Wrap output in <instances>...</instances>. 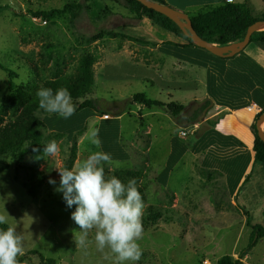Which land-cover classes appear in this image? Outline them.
I'll use <instances>...</instances> for the list:
<instances>
[{"label": "rangeland", "instance_id": "rangeland-1", "mask_svg": "<svg viewBox=\"0 0 264 264\" xmlns=\"http://www.w3.org/2000/svg\"><path fill=\"white\" fill-rule=\"evenodd\" d=\"M81 1L86 0H0V65L4 68L0 69V106L10 99L23 97L24 93L32 95L36 85L51 80L53 75H76L80 59L88 54L95 59L92 85L85 97L73 101L77 105L86 100L94 101L97 104L95 108L100 110L98 116L105 113L112 117L122 112L125 120L122 121L120 145L132 155V159L105 164V176H116L125 184L135 179L146 199L143 200V237L138 241L142 256L139 261H126L124 264H217L224 256L237 259L250 243L251 230L247 228L239 233L246 220L243 215H238L242 210L235 208L233 200L229 230L224 231L222 220L211 218V211L219 206L223 210V203L211 201V191L200 192V196L206 197L198 200L197 193H193L190 186L197 184L200 175L208 172H204L200 165H195L193 171L189 158L185 164L182 160L175 168L171 186L180 198L185 195L184 208L179 206L180 199L177 200L175 194L163 187L158 179L167 167L166 158L172 147L170 141H178L181 150L197 144L195 135L182 138L180 133L190 129L174 127L170 122L172 120L168 121V116H173L167 108H147L133 101L135 95L145 94L148 99L166 103L168 95L162 88L165 89L168 78L174 77L175 80L176 76L179 81L185 82V92L174 93L176 100L188 95L187 91L192 89L202 91V85L192 83L191 79L198 77L206 80V69L186 63L187 68L182 72L175 74L172 69V73L169 72L170 67L166 68L163 62L167 61L170 65L179 62L157 52V47L171 38L147 21H132L130 18L133 16L119 0H87L88 13L77 23L71 21L69 12L50 20L34 18V13L63 9L69 3ZM166 1L168 6L185 13L190 19L228 3L245 5L256 17L264 15V0ZM123 25L127 28H122ZM98 30L126 32L148 43L109 37L92 41ZM155 42L156 48L151 45ZM12 111H7L10 115L5 116V121L12 117ZM84 111L95 113L92 108L82 109L79 113ZM38 112L34 116L40 145L32 147L27 144L20 154L8 153L0 159V214L6 215L7 224L23 237L24 254L18 258L36 251L46 259L56 260L57 264H115V258L108 249L104 252L97 249L95 230L89 233L85 245L76 243L80 229L71 218L75 206L68 208L62 193L55 190L60 179L57 168L72 169L78 158L82 162L91 153L97 152L98 147L91 142L90 135L99 120L86 124L83 133L86 138L80 148L74 140L77 139L76 134L73 140L46 134L48 125L45 122L43 125V120L53 113L42 109ZM77 115L75 111L70 118L64 119L57 114L52 125L55 126L61 119L68 121L64 122L67 125L75 121L78 124L81 120ZM80 138L81 135L77 140ZM99 139L100 149L102 147L105 151L106 147L115 148L117 144L116 138L112 142L104 134ZM50 141L58 144L55 156L44 155L45 144ZM151 144L153 160L147 151ZM198 145L203 147L204 143ZM237 162L240 165L242 161ZM235 168L241 169L240 166ZM50 178L56 180V185L49 184ZM204 179L205 184L211 183V176ZM259 191L262 192V189ZM158 213L162 218L153 222L151 217ZM246 217L250 219L249 214ZM258 225L264 227V219ZM106 255L109 258H105ZM40 262L39 255H27L20 264ZM242 262L264 264V239L248 252Z\"/></svg>", "mask_w": 264, "mask_h": 264}, {"label": "trees", "instance_id": "trees-1", "mask_svg": "<svg viewBox=\"0 0 264 264\" xmlns=\"http://www.w3.org/2000/svg\"><path fill=\"white\" fill-rule=\"evenodd\" d=\"M86 1L69 3L63 9H54L44 13H34V18L50 20L55 16H61L69 12L71 15V21L77 23V21L88 13L89 8ZM151 1L168 6L166 0ZM119 2L131 13L133 17L130 19L132 21L143 22L148 20L160 31L167 32L180 41V43L173 41L166 42L164 46L160 48L161 53L171 56L181 62L189 63L192 66L205 68L208 74L207 92L209 99L200 103L196 109H187L186 106L175 102L165 103L160 100H151L148 99L145 94L135 95L133 97L134 102L144 105L147 108H167L172 113L177 125L193 126L211 110L214 103L219 106L236 109L238 106L235 105V102L238 99L237 95H239V92H241L240 95L243 96H245L247 92H251L250 90L248 91V88L240 81L244 77H252L256 79L257 82H260L261 85L259 86L262 87V89L257 90L256 93L254 92L250 98V100L255 102L262 110L261 113L256 116V121L264 115V84L259 80L260 75L261 77H264V70L254 64L244 53L241 54V57H245V60L253 65L254 70L249 69L245 62H232L229 58L218 57L212 55L206 50L198 48L173 21L153 10L145 8L136 0H119ZM191 20L195 31L202 39L219 46H228L243 41L249 27L257 21H264V15H262V17H256L245 5L228 3L226 5L215 7L208 12L200 13L199 15L192 17ZM121 27L127 28V25ZM105 37L142 42L143 44L148 43V41L138 40L137 38L128 35L126 32H105L99 30L92 36V41L100 40ZM255 42H264V31L255 33L252 36L251 43ZM151 45L156 47V43ZM227 62L228 64L226 65ZM94 64L95 59L91 58L88 54H85V56L80 59V68L76 75L71 77H58L53 75L51 80L36 85L35 92L32 95H26L27 93H24L23 97L13 98L10 99L9 102L1 104L0 159L8 153L13 155L20 154L23 151L24 146L27 144H30L32 147H38L40 145L39 130L34 116V113L36 114L41 110L38 107V97L36 95L38 89L41 87L51 88L53 92H55L57 89L66 88L69 90L72 100H80L90 91ZM0 69L3 70L4 68L0 65ZM255 71L257 75L254 74ZM214 74L216 77H214ZM96 106L97 104L94 101L86 100L81 104L80 109H95L94 112L96 114H93L98 116L97 114H99L100 110L96 109ZM10 109H13V115L12 117L9 116L8 120L5 121V116L10 115V113L7 112ZM101 115L103 116L105 113H101L99 116ZM84 119L85 117H82V121ZM253 131L255 134V143L253 147L255 162L262 164L264 167V143L258 136L256 125L254 126ZM177 147L178 146L174 147L175 150L181 153L178 152V154H180L178 159L175 157L169 160L166 170L160 177L161 183H165L168 180L170 171L174 168L175 164H177V161L180 160L182 154L188 149V147H183L179 150ZM138 190L144 200V191L140 188H138ZM161 218L162 215H159V213L156 216L151 217L153 222H158ZM9 226L10 225L8 224H4L0 225V228H7ZM247 226L251 229V238L247 249L241 251L237 259L232 256H224L218 260L217 264H243L242 261L248 255V252L252 250L260 240L264 239L263 226L253 224L250 219L247 222ZM27 255H39L41 261L40 264H57L56 260L46 259L36 251H31L29 254L20 258L17 257L18 264L23 263L26 260Z\"/></svg>", "mask_w": 264, "mask_h": 264}, {"label": "crops", "instance_id": "crops-1", "mask_svg": "<svg viewBox=\"0 0 264 264\" xmlns=\"http://www.w3.org/2000/svg\"><path fill=\"white\" fill-rule=\"evenodd\" d=\"M146 21L152 24L150 21ZM152 27L157 28L153 24ZM160 32H162L167 38L171 39H165L166 41L162 42L163 45L157 47V52L168 58H173L161 53L160 48L164 46V44L168 41H173L176 43H180V41L167 32ZM242 53H244L246 57L249 58L254 64L264 70V42L250 43V45ZM241 54L230 58V60L232 62H245L246 66L249 69L254 70L253 65L247 62V60H245V57H241ZM177 61L179 63L171 65L167 61L163 63L166 68L170 67L169 72L172 73L173 71L176 74L178 71L182 72V70L187 68V64L185 62H181L179 60ZM227 64L228 62L226 63V65ZM254 74L257 75L256 71ZM207 76L208 74L206 75V80H201L198 77L194 78L196 82L193 80V78L191 79L192 83L202 85V91L192 89L191 91H187L188 95L185 94V96L182 95L178 97V100L173 97L175 96L174 93H184L185 82L182 80L179 81V78L177 76L175 77V80L174 77H171V79L168 78L166 80L165 89L162 88L168 95L166 103L175 102L177 104L186 106L187 109H196L200 103L209 99V95L207 92ZM214 77H216V75ZM259 78V80L264 84V77H261L260 75ZM150 82L154 84V81L151 80ZM240 82H243V85H245L248 88V91L250 90L251 92H247L245 96L240 95L241 92H239V95H237L238 99L235 102V105L238 106L236 109L219 106L214 103L211 110L197 124L193 126H179L177 125L174 118L171 117V115L168 116V121L172 120L170 122L174 125V127L176 126L180 129H192L193 127H197L199 128V130H197V132L194 134L195 136L192 135L197 140V144L188 147L187 151L182 154L180 160L177 161V164H175L174 168L170 171L168 180L165 183H160L163 187H166L171 192H173L177 200L178 198L180 199L179 206L184 208L183 201L186 199L185 195L180 198L177 193L173 191L171 180L173 178L175 168L181 163L182 160V163L185 164V161L187 160V158H189V166L192 167L193 171H195V165H200L201 169L205 170L204 172H208V174H203V176L200 175V179L198 180L197 184L190 185L193 193H197V199L199 200L206 197L204 195L200 196V192L211 191V201L214 200L219 203H223V210L221 209V206H219V208L213 209L211 211V218H214L216 221L222 220L224 222V231L229 230L232 222L231 210L233 209V207L231 203L233 200L236 204L234 205L235 208H237L238 210H242V212L239 213L237 211L236 213H239L238 215H243L246 220L245 226L241 228V231H239V233H242V231H245L247 228H249L247 226V222L249 220L246 217L247 214L250 215V219L255 225L260 223V221L264 219V167L262 164L255 162V155L253 151L255 143V134L253 128L255 125L257 126L256 116H258L262 110L255 102L250 100L253 93H256V91L262 89V87L259 86L261 85L260 82H257L256 79L252 77H244ZM82 103L83 102L79 103V105H77V103H74L76 105V112L79 111ZM56 115L57 114L53 113V115H50L49 117L45 116L43 125L44 122L48 125V127L46 128L47 131L45 130L46 134L62 138L66 137V139L68 140H73L75 134L77 139H79V135H81L79 141L77 139H74L81 148V145L84 144L86 138V134H83L86 124L91 120L98 119L99 123H97V125L93 127L92 131L98 130L99 138L100 136H102V134H104V136L110 138L112 142H114V139L116 138L117 144H115V148L114 146H111V148L106 147L107 151H105L102 147L101 149L100 147L99 149L97 148V151L111 154L112 162L114 163H123L129 161L130 158L132 159V155L125 152L124 147L120 145V140L122 139V121L125 120V117L121 111L117 112L112 117L110 116V119H105V116L108 114H105L103 116H95L94 114L89 115L88 113H86V111L82 113L78 112L77 117H79V119L81 120L80 123L77 124V121H75L71 125H67L64 124V122L68 121L61 119L58 123H56L55 126H53L52 124L56 119ZM82 117H85L83 121ZM43 127L45 128V126ZM86 131L89 132V129H86ZM201 142L204 143L203 147H199L198 145ZM170 143L172 144V147L171 152L166 158L167 166L169 164V160L175 157L178 159L180 155L178 154L179 151H175L174 148L175 146H178V141H170ZM147 151L148 156L151 157L153 154V144L150 145ZM151 160H153L152 157ZM239 160L242 161L240 165L237 162ZM80 163L81 161H79L78 158L74 165L76 166ZM237 166H240L241 169H236L235 167ZM236 171H238L237 174L234 173ZM162 174L159 175V180L161 179L160 177ZM207 176H211V183L209 184H205L206 180L204 178H206ZM259 189H262V192H260ZM223 217L225 219H222Z\"/></svg>", "mask_w": 264, "mask_h": 264}, {"label": "clouds", "instance_id": "clouds-1", "mask_svg": "<svg viewBox=\"0 0 264 264\" xmlns=\"http://www.w3.org/2000/svg\"><path fill=\"white\" fill-rule=\"evenodd\" d=\"M36 95L39 109L46 113L68 119L76 111V105L66 88L53 92L51 88L41 87ZM90 139L98 148L101 146L98 130L91 132ZM45 145L44 155L57 154L56 141ZM111 163V154L97 151L72 169L57 168L60 179L55 190L62 193L68 208L75 206L71 218L80 229V236L76 239L78 245H85L89 233L95 230L97 249L101 252L108 249L115 258V264L139 261L142 249L138 241L142 239L144 231V202L135 179L125 184L116 176L106 178L104 165ZM48 182L56 185L54 179L50 178ZM7 221V216L0 214V225L7 224ZM23 254V237L17 230L11 226L0 228V264H18L17 257ZM105 258H109V255Z\"/></svg>", "mask_w": 264, "mask_h": 264}, {"label": "water", "instance_id": "water-1", "mask_svg": "<svg viewBox=\"0 0 264 264\" xmlns=\"http://www.w3.org/2000/svg\"><path fill=\"white\" fill-rule=\"evenodd\" d=\"M142 4L145 8L153 10L173 21L183 32L190 38L195 46L203 50L208 51L212 55L233 58L242 52L250 45L252 36L255 33L264 31V21H257L249 27L247 34L243 41L230 44L228 46H219L213 43H209L202 39L195 31L192 20L183 12L178 11L170 6L161 5L151 0H136ZM257 131L260 140L264 143V115H262L257 121Z\"/></svg>", "mask_w": 264, "mask_h": 264}, {"label": "built area", "instance_id": "built-area-1", "mask_svg": "<svg viewBox=\"0 0 264 264\" xmlns=\"http://www.w3.org/2000/svg\"><path fill=\"white\" fill-rule=\"evenodd\" d=\"M105 119H110V117L106 115L105 116ZM196 132H197V128L196 127H193L192 129H190L188 131L181 132L180 135H181L182 138H186L189 135H194Z\"/></svg>", "mask_w": 264, "mask_h": 264}]
</instances>
